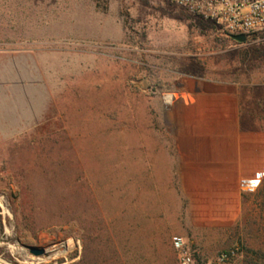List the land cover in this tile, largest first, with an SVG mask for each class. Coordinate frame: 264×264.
<instances>
[{
  "label": "rangeland",
  "instance_id": "374dc122",
  "mask_svg": "<svg viewBox=\"0 0 264 264\" xmlns=\"http://www.w3.org/2000/svg\"><path fill=\"white\" fill-rule=\"evenodd\" d=\"M201 21L169 0H0V56L25 68L34 58L57 103L35 137L0 145V264H248L264 254V179L245 192L239 221L194 227L172 178L147 159L171 155L158 98L179 78L239 84L264 130V63L243 62L255 43Z\"/></svg>",
  "mask_w": 264,
  "mask_h": 264
},
{
  "label": "crops",
  "instance_id": "0c3cea01",
  "mask_svg": "<svg viewBox=\"0 0 264 264\" xmlns=\"http://www.w3.org/2000/svg\"><path fill=\"white\" fill-rule=\"evenodd\" d=\"M4 59L0 56V145H10L35 137L37 128L52 120L48 114L57 103L38 81L34 58L28 68L22 66L25 58ZM172 89L158 98L171 155L147 152V159H156V168L172 178L169 185L174 182L172 191L186 202L194 227L233 224L244 212L245 185L259 188L264 179V130L242 102L239 84L186 77Z\"/></svg>",
  "mask_w": 264,
  "mask_h": 264
},
{
  "label": "built area",
  "instance_id": "2783aa9c",
  "mask_svg": "<svg viewBox=\"0 0 264 264\" xmlns=\"http://www.w3.org/2000/svg\"><path fill=\"white\" fill-rule=\"evenodd\" d=\"M169 1L191 16L215 25L230 38L244 35L248 39L246 44L264 42V0ZM245 187L248 192H255L257 189L254 183H248ZM190 262L191 259L184 255L182 264Z\"/></svg>",
  "mask_w": 264,
  "mask_h": 264
},
{
  "label": "trees",
  "instance_id": "16d2710c",
  "mask_svg": "<svg viewBox=\"0 0 264 264\" xmlns=\"http://www.w3.org/2000/svg\"><path fill=\"white\" fill-rule=\"evenodd\" d=\"M199 28L202 31L206 32V31L212 30L216 27L213 24L201 21L199 23ZM226 36L229 37V35H227V34H226ZM237 45H239V44H237ZM243 52L245 53V57H244V61H243L245 64L248 63V65H249L251 63H254V64H256V63L263 64L264 63V42L255 43V45H253L251 48H249ZM253 255H254V258H252L248 264H264V254H259V253L255 252V253H253ZM226 256L227 255H224L225 258H226Z\"/></svg>",
  "mask_w": 264,
  "mask_h": 264
},
{
  "label": "water",
  "instance_id": "95a60500",
  "mask_svg": "<svg viewBox=\"0 0 264 264\" xmlns=\"http://www.w3.org/2000/svg\"><path fill=\"white\" fill-rule=\"evenodd\" d=\"M231 39H232L234 42H236V43H238V44H241V45L246 44L247 41H248L247 37L244 36V35L233 36V37H231ZM30 252H31V254H33V255L36 256V257H42V256H44V255L46 254V250H44V249H39V248H31V249H30Z\"/></svg>",
  "mask_w": 264,
  "mask_h": 264
},
{
  "label": "bare ground",
  "instance_id": "6f19581e",
  "mask_svg": "<svg viewBox=\"0 0 264 264\" xmlns=\"http://www.w3.org/2000/svg\"><path fill=\"white\" fill-rule=\"evenodd\" d=\"M72 247H73V244L70 242L68 248L71 249ZM14 250H15V249H14ZM68 251H69V250H68ZM0 262H2L1 259H0Z\"/></svg>",
  "mask_w": 264,
  "mask_h": 264
}]
</instances>
